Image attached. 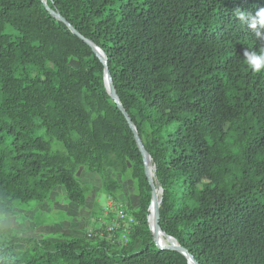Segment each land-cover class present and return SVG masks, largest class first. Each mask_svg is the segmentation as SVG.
<instances>
[{
    "label": "trees",
    "instance_id": "trees-1",
    "mask_svg": "<svg viewBox=\"0 0 264 264\" xmlns=\"http://www.w3.org/2000/svg\"><path fill=\"white\" fill-rule=\"evenodd\" d=\"M261 8L264 0H0V215L59 186L83 206L80 167L111 196L113 174L129 173L138 196L124 247L3 227L0 264H188L153 241L151 186L105 66L161 188L160 231L197 264H264V69L243 55L264 51V27L236 15Z\"/></svg>",
    "mask_w": 264,
    "mask_h": 264
},
{
    "label": "rangeland",
    "instance_id": "rangeland-1",
    "mask_svg": "<svg viewBox=\"0 0 264 264\" xmlns=\"http://www.w3.org/2000/svg\"><path fill=\"white\" fill-rule=\"evenodd\" d=\"M56 149L61 146L53 142L52 150ZM113 176L120 187L111 196L103 190L97 174L80 167L76 178L87 189L83 206L70 203L64 188L55 187L41 203H15L10 214L0 215V228L9 227L19 236L50 241L58 240L63 234L108 239L116 247H124L134 225L133 211L138 206V196L129 173ZM120 213L124 219L119 218Z\"/></svg>",
    "mask_w": 264,
    "mask_h": 264
},
{
    "label": "water",
    "instance_id": "water-1",
    "mask_svg": "<svg viewBox=\"0 0 264 264\" xmlns=\"http://www.w3.org/2000/svg\"><path fill=\"white\" fill-rule=\"evenodd\" d=\"M47 10L49 11L50 15H52L54 18H56L57 20L59 21H62L63 23H65L67 25V27L77 36L79 37L80 39L84 40L83 37L78 34L76 31L73 30V28L57 13L55 12L54 10L50 9V8H47ZM85 41V40H84ZM93 51L95 52V54L102 60V62L106 63L105 61V58H104V55L102 54V52L95 46H92L91 44H89ZM104 83H105V88H106V91L107 93L109 94V96L111 97V99L117 103L120 111L123 113V115L125 116L127 122L129 123L130 127L132 128L133 130V133H134V138H135V141H136V144L141 152V155H142V159H143V163H144V170H145V174L149 180V184L151 186V196H153L154 194V184L155 186L160 190V193H161V188L159 186V183L153 173V181L151 179V177L149 176V172H148V163L150 162V158L147 154V152L145 151L143 145H142V142L140 140V138L138 137L136 131H135V128L133 127V125L131 124V121L129 119V117L127 116L126 112L124 111V109L122 108V106L119 104V100H118V97L115 93V90H114V87H113V83H112V80H111V77H110V74L109 72L107 71L106 69V66H105V74H104ZM154 182V183H153ZM161 199V198H160ZM159 203H160V200H159ZM150 206H151V203L149 205V208L150 209ZM159 204L158 206L156 207V210H155V217H154V226L153 228H151L150 226V230H151V233H152V238H153V241H155L156 245L160 248H166V249H173V250H177L179 251L180 253H182L183 255H185L188 259V264H189V261H192L193 264H197L194 262L192 256L188 255L187 252L181 248L177 243L174 244V245H171V244H160L159 241L157 240L156 238V234L157 232H161L160 229H159V225H158V218H159ZM149 222V220H148ZM150 225V223H149ZM169 237V236H167ZM171 238V237H170ZM173 239V238H172Z\"/></svg>",
    "mask_w": 264,
    "mask_h": 264
},
{
    "label": "clouds",
    "instance_id": "clouds-1",
    "mask_svg": "<svg viewBox=\"0 0 264 264\" xmlns=\"http://www.w3.org/2000/svg\"><path fill=\"white\" fill-rule=\"evenodd\" d=\"M236 15L241 22H249L248 26L253 30H258L260 27H264V8L259 9L255 15L247 13L245 11L236 10ZM259 35V32H258ZM245 62L253 71L259 72L264 69V51L257 54L254 51L245 50L244 53Z\"/></svg>",
    "mask_w": 264,
    "mask_h": 264
},
{
    "label": "bare ground",
    "instance_id": "bare-ground-1",
    "mask_svg": "<svg viewBox=\"0 0 264 264\" xmlns=\"http://www.w3.org/2000/svg\"><path fill=\"white\" fill-rule=\"evenodd\" d=\"M148 172H149V176L151 177V179L153 181V167L151 165V162L148 163ZM160 194H161L160 190L156 186H154V194L152 196V202H151V206L149 209V215H148V220H149L151 228H153L154 223H155L154 222L155 210L159 204ZM156 238L160 244H171V245L176 244V242L172 238L167 237L162 232H157ZM191 263H192V261H189V264H191Z\"/></svg>",
    "mask_w": 264,
    "mask_h": 264
},
{
    "label": "built area",
    "instance_id": "built-area-1",
    "mask_svg": "<svg viewBox=\"0 0 264 264\" xmlns=\"http://www.w3.org/2000/svg\"><path fill=\"white\" fill-rule=\"evenodd\" d=\"M119 218H120V219H124L125 216H124L122 213H120V214H119ZM89 236L91 237V234H90ZM94 237H95V236H94Z\"/></svg>",
    "mask_w": 264,
    "mask_h": 264
}]
</instances>
